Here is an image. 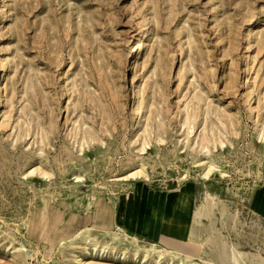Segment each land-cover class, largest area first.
Listing matches in <instances>:
<instances>
[{"label":"rangeland","instance_id":"obj_1","mask_svg":"<svg viewBox=\"0 0 264 264\" xmlns=\"http://www.w3.org/2000/svg\"><path fill=\"white\" fill-rule=\"evenodd\" d=\"M263 183L264 0H0V264L264 259ZM169 191L215 239L128 242L122 204Z\"/></svg>","mask_w":264,"mask_h":264},{"label":"crops","instance_id":"obj_2","mask_svg":"<svg viewBox=\"0 0 264 264\" xmlns=\"http://www.w3.org/2000/svg\"><path fill=\"white\" fill-rule=\"evenodd\" d=\"M139 195L119 208V223L126 232L170 249L182 250L193 243L200 244L189 237L191 222L186 218L193 212L190 195L178 191ZM253 208L264 217V183L256 190Z\"/></svg>","mask_w":264,"mask_h":264},{"label":"bare ground","instance_id":"obj_3","mask_svg":"<svg viewBox=\"0 0 264 264\" xmlns=\"http://www.w3.org/2000/svg\"><path fill=\"white\" fill-rule=\"evenodd\" d=\"M137 109H139V106H137ZM213 200H214V198L210 194L206 193L205 196L203 197L202 203L198 206V208L194 212V225L202 222V217H208L211 220L210 228H209L210 232H209V237H208L209 240L215 239V231H216V227H215L214 222H213V216H214ZM89 227H87V226L85 228L82 227L83 229L81 228V230L79 232H77L73 238L69 239V241H67V242H62L60 245L61 246H66V245L71 246L74 244L90 243L91 241L94 240V237H93L94 235L93 236L91 235L92 229ZM107 231H109V230H107ZM189 234H190L189 235L190 239L194 238L195 232L193 229L190 230ZM111 236H112L113 240L123 242V240L120 238L118 232H112ZM135 240H136V237L134 236V237H132L131 240H128V242L135 243L134 242ZM216 242H217V245L220 247L221 253L222 254L223 253L230 254L232 256V259L237 264H264V259H262V257L260 255L255 254V255L249 256L246 253L240 251L239 249L229 246L228 243L224 239H221V238L217 239ZM139 246L140 245H138L137 248H139ZM144 250H147L150 252V251H155L156 248L146 247ZM156 252H158L160 255H163L168 251L165 249H158V250H156ZM177 256H180V255L178 254ZM191 264H193V263H191Z\"/></svg>","mask_w":264,"mask_h":264}]
</instances>
